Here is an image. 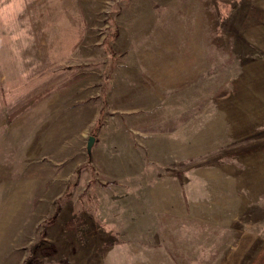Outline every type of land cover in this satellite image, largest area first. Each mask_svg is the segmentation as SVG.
<instances>
[{"label": "rangeland", "instance_id": "rangeland-1", "mask_svg": "<svg viewBox=\"0 0 264 264\" xmlns=\"http://www.w3.org/2000/svg\"><path fill=\"white\" fill-rule=\"evenodd\" d=\"M215 163L248 191L236 220L130 214L136 167ZM263 260L264 0H0V264Z\"/></svg>", "mask_w": 264, "mask_h": 264}, {"label": "crops", "instance_id": "crops-1", "mask_svg": "<svg viewBox=\"0 0 264 264\" xmlns=\"http://www.w3.org/2000/svg\"><path fill=\"white\" fill-rule=\"evenodd\" d=\"M156 134L162 136L163 132ZM147 136L148 134L146 133L145 137ZM161 142L163 143L162 140L158 141L155 138L148 142L150 155L157 157L158 160L165 156ZM183 161L184 165L188 164L185 160ZM164 162L166 164V161ZM163 164L161 163V165ZM177 164L179 163L177 162ZM216 164H212V167L208 170H204L200 166L190 169L187 171V173L190 172V176L184 173L185 177L182 180L180 178L169 180L162 176L154 178L152 168L148 170L147 166L136 167L128 181L132 189L130 194L134 197V205L131 204L129 208L130 214L142 213L140 206L142 200L146 204H150L151 208L158 209L159 212L155 215H164L165 218H156L148 228V233L156 235L158 234L157 232L165 228L169 219L166 218V214L163 212V210L167 212L168 204L171 202L169 198L174 199L178 204L175 219L179 222L177 223L179 231L183 233L186 230L185 221L187 219L193 221H199L202 218L206 220H236L245 200L248 198V191L244 190V186L241 187L238 182L234 181L230 174L231 170H228L226 163ZM152 165L157 164L156 162H150V166ZM114 170L116 171V168ZM145 172L146 176L142 179V173ZM140 178L141 180H139ZM169 186H172L173 190L169 189ZM135 189L138 191H135ZM147 210L149 209L146 208V212ZM203 215L209 216L203 217Z\"/></svg>", "mask_w": 264, "mask_h": 264}, {"label": "trees", "instance_id": "trees-1", "mask_svg": "<svg viewBox=\"0 0 264 264\" xmlns=\"http://www.w3.org/2000/svg\"><path fill=\"white\" fill-rule=\"evenodd\" d=\"M82 77H84V76L80 75V76L74 78L73 81H77L79 79L81 80ZM50 92H51V90H48V92H46L45 94L50 93ZM45 94H42V96L35 97L31 101H29L24 107H22L21 109L17 110L15 112L14 116H16L18 114H21L22 112L27 111L28 109L34 107L39 101H41V99L44 97Z\"/></svg>", "mask_w": 264, "mask_h": 264}, {"label": "water", "instance_id": "water-1", "mask_svg": "<svg viewBox=\"0 0 264 264\" xmlns=\"http://www.w3.org/2000/svg\"><path fill=\"white\" fill-rule=\"evenodd\" d=\"M94 142H95V138H94L93 136H91V137L89 138V141H88V152L91 151Z\"/></svg>", "mask_w": 264, "mask_h": 264}]
</instances>
